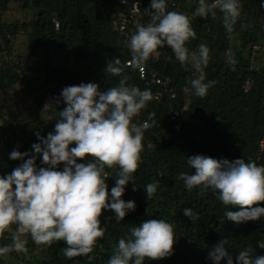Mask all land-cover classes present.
Here are the masks:
<instances>
[{"label":"trees","instance_id":"obj_1","mask_svg":"<svg viewBox=\"0 0 264 264\" xmlns=\"http://www.w3.org/2000/svg\"><path fill=\"white\" fill-rule=\"evenodd\" d=\"M142 1L143 16L139 24H147L150 16L145 12L150 10V0ZM172 3L176 7L174 10L192 17L196 36L187 46L194 50L205 44L209 48V62L203 70L206 80L215 81L214 86L202 98L191 91L185 92L189 80L198 73L190 65L181 66L167 46L158 49V56H152L146 62L145 77H141L139 68L133 69L130 65L125 68L128 83L142 90L151 89L153 97L161 88L152 81L153 73L168 77L176 93L174 98L166 94L160 101L153 98L135 118L137 123L148 122L151 125L144 132L142 163L134 174L135 182H129L122 197L135 202V211L121 222L115 220L112 211H103L100 219L107 232L86 256L67 258L62 251L66 246L64 241L38 246L27 235L26 250H12L16 264H21L25 257L23 264H106L118 239L127 234L129 227L147 218L171 222L176 243L170 256L156 261L146 260L145 264H212L207 258L208 252L222 239L227 241L226 249L234 260L239 250L248 246L255 248L256 254L264 255V249L257 246V242L264 238V217L239 224L229 220L221 222L225 206L217 199L216 193L199 187L188 191L177 179L179 172L193 171L187 165L189 155L202 154L229 161L252 159L264 163V151L260 149V141L264 140V63L256 69L251 61H243L241 55L234 54L228 60L230 45L227 40L237 27V31L242 32V47L250 44L260 48L264 45V7H261V0H241L238 23L229 32L218 9L215 18L211 15L199 17L193 15L196 0H170L169 10H173ZM15 7L22 11L32 10L29 24L4 16ZM121 8L119 0H0V52L7 50L12 55L8 60L0 59V107L5 105L7 93L27 79L22 70H17L20 65L13 61V38H8L7 32L15 38L29 27L31 30H27L26 42L30 52L27 55L33 58L38 54L35 57L40 61L37 72L43 74L42 81L28 92L32 116L40 112L47 98L51 105L48 111L53 114L45 127L36 123L35 118L23 124L19 121L21 128L29 134L20 142L9 136L6 142L10 153L14 149L32 152L31 145L39 142L36 133L46 137L53 131L58 111L65 107L62 100L56 103L61 99L60 93L65 86L95 82L103 90L118 84L120 77L107 75L105 68L116 57L122 64L130 61L126 41L137 26H129L125 31L119 29L116 14ZM243 18L247 21L246 28L240 27ZM28 84H31L30 79ZM184 105H187L186 109H183ZM173 109L179 110L175 120L169 118ZM7 158L8 166L0 168V175L10 174L22 163L10 159L9 155ZM78 162L86 163L87 160L78 158ZM37 166H43L39 159ZM60 167L63 168V163ZM106 171L110 192L117 169L113 167ZM154 181H158L157 191L147 199L143 186ZM259 203L264 206V202ZM186 207L193 208L200 218L193 222L185 217L183 209ZM11 242L10 233L0 235V246ZM12 251L0 255V264H9L7 256ZM221 264H226V260Z\"/></svg>","mask_w":264,"mask_h":264},{"label":"clouds","instance_id":"obj_2","mask_svg":"<svg viewBox=\"0 0 264 264\" xmlns=\"http://www.w3.org/2000/svg\"><path fill=\"white\" fill-rule=\"evenodd\" d=\"M169 4L170 0H150V10L145 12L150 21L135 24V32L126 41L130 61L122 64L116 57L108 62L105 72L120 77L118 84L103 90L95 82L65 86L61 99L56 101L58 104L62 100L65 107L58 111L53 131L46 137L37 132L39 142L31 145L32 152L14 149L9 154L10 159L22 163L10 174L0 175V235L10 233L12 241L0 246V255L26 250L25 237L30 235L38 246L64 241L62 251L67 258L86 256L107 232L100 219L103 211H112L117 222L135 211V202L122 197L129 182H135L134 174L142 163L144 132L151 127L148 122L137 123L135 118L154 97L151 89L129 84L125 68L130 65L143 71L150 57L167 46L181 66L190 65L198 73L189 80L185 92L202 98L215 84L206 80L203 70L209 62V48L205 44L194 50L187 46L196 36L192 17L174 10V3L173 10H169ZM217 9L223 14L225 29L231 32L241 14V0H197L193 15L215 18ZM50 106L45 104L42 110L46 121L45 111ZM13 119L3 131L5 141ZM260 149L264 151V140L260 141ZM78 158L87 162H78ZM37 159L43 166H37ZM187 165L193 171H181L177 179L188 191L199 187L216 193L225 206L221 222L239 224L264 217V206L259 203L264 202V163L197 154L187 156ZM113 167L117 172L109 192L106 169ZM157 187L158 181L143 186L147 199ZM183 215L193 222L200 218L189 207L183 209ZM175 243L171 222L147 218L129 227L127 234L118 239L106 264L160 260L173 253ZM226 244L222 239L211 247L207 258L212 264L225 260L226 264H264V255L256 254L251 246L240 249L234 260ZM257 246L264 249V238Z\"/></svg>","mask_w":264,"mask_h":264},{"label":"rangeland","instance_id":"obj_3","mask_svg":"<svg viewBox=\"0 0 264 264\" xmlns=\"http://www.w3.org/2000/svg\"><path fill=\"white\" fill-rule=\"evenodd\" d=\"M14 5L17 6L16 3ZM15 9L18 10L19 12H22L24 21L29 24L30 19H32L33 17L32 10L27 9V10L22 11L18 7H15ZM238 20L239 19H237V22L234 25L235 27H236V24L238 23ZM240 27L242 28L247 27L246 18H243V20L240 22ZM27 30H31V29L28 27L26 28L25 33L21 34V35H24V37L26 38V40L24 39L26 45L22 49L26 57L25 62H22L21 57H23V55H19L18 49H16L13 55V61L15 65H18V64L20 65L17 70H22V72L25 74L27 79L24 80V82L17 83V85H15V87L12 89V91H10L9 94L7 93V99L4 98L5 105L2 108L0 107V127L3 128V130L1 128L2 136L0 140L1 142L0 143V168H6L8 166L7 155H9L10 150L7 148L8 144L3 138V131L5 130L7 123H9V121L13 117L15 120H17L18 122L20 121L22 124L27 120H31L35 118L34 121L36 123H39L41 124L42 127H45L49 125V122L51 121V118L53 116V114L50 113L47 109L45 111V115L48 117L47 121L42 118V110L44 109L45 104H48L49 98H47L45 100V103L41 106L40 112L35 117L32 116V110L30 107L31 102L29 100L28 92L34 89L36 83H39L42 81L43 74L41 73V71L39 74L37 72L38 68L40 67V61L39 62L36 61L39 59V57L38 58H35V57H37L38 54L37 55L35 54L33 58L31 55H27L30 52L28 43L26 42L27 35H28ZM241 36H242V32L240 30L237 31V27H236L235 30L231 32V36L227 38L229 45H230V55L228 57V60L230 56L234 54L241 55L243 56V61L245 62L251 61V65L253 68H256V69L260 68V66L264 63V45H262L260 48L258 46H255V47L250 46V44H248L245 47H242L241 40H240ZM12 50L14 51L15 49L12 48ZM255 55L257 56L255 57ZM30 61H31V64H30ZM18 72L21 73V71H18ZM38 75L40 77H38ZM29 79L31 81V84H28ZM36 139H37V136H36ZM18 166L19 165H17V167ZM15 259L16 258H15L14 252L13 251L10 252L7 256V262L9 264H16ZM26 259L27 257H25L24 260ZM24 260L21 261V264L24 263Z\"/></svg>","mask_w":264,"mask_h":264},{"label":"built area","instance_id":"obj_4","mask_svg":"<svg viewBox=\"0 0 264 264\" xmlns=\"http://www.w3.org/2000/svg\"><path fill=\"white\" fill-rule=\"evenodd\" d=\"M122 4V8L116 14L118 16V27L120 30L125 31L131 25H135L139 23L143 16V1L142 0H119ZM8 38H13V43L15 38L12 36L11 33L7 32ZM12 56V55H11ZM10 54L7 50L0 52V59L1 60H8ZM154 56H158L154 55ZM140 70V69H139ZM141 77H145L146 69L143 67V71L140 70ZM153 82L159 84L161 88L154 94V98L158 101L162 100L164 94L169 95L170 97L174 98L176 93L174 88L170 85V79L166 76H158L157 73H153ZM187 105L183 106V109H186ZM179 116V110L173 109L170 112V119L175 120ZM12 127L9 131L6 132L5 138L14 137L17 142L25 140L27 138V132L23 130L19 122L15 119L11 122ZM179 128V127H178ZM109 223V219H107V224Z\"/></svg>","mask_w":264,"mask_h":264},{"label":"crops","instance_id":"obj_5","mask_svg":"<svg viewBox=\"0 0 264 264\" xmlns=\"http://www.w3.org/2000/svg\"><path fill=\"white\" fill-rule=\"evenodd\" d=\"M5 17H7L8 19L10 20H15V19H20L21 21H23V14L22 12H19L18 10L16 11L15 9H10L8 10L5 14H4ZM24 35H21V34H18L16 37H15V40H14V49L16 51V49L19 50V55H23L22 58V62H25V54L23 53L22 49L24 48V46L26 45L25 41H24ZM14 51V52H15ZM22 52V53H21ZM30 64H31V61H30ZM1 128L0 127V140H1V136H2V132H1ZM3 130V128H2ZM1 143V142H0Z\"/></svg>","mask_w":264,"mask_h":264}]
</instances>
